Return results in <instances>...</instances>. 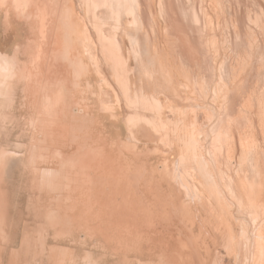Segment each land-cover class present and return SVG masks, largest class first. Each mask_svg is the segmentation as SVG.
<instances>
[{
	"label": "rangeland",
	"instance_id": "1",
	"mask_svg": "<svg viewBox=\"0 0 264 264\" xmlns=\"http://www.w3.org/2000/svg\"><path fill=\"white\" fill-rule=\"evenodd\" d=\"M71 3L79 44L0 28L1 264H264V0Z\"/></svg>",
	"mask_w": 264,
	"mask_h": 264
},
{
	"label": "crops",
	"instance_id": "2",
	"mask_svg": "<svg viewBox=\"0 0 264 264\" xmlns=\"http://www.w3.org/2000/svg\"><path fill=\"white\" fill-rule=\"evenodd\" d=\"M71 1L72 0H31L29 2H32V4H26L24 3V0H4L2 5L0 2V28L3 29V52L8 55H12V48L16 47L17 44H24L27 38H29L30 28L48 26L49 29V27H53L54 23L61 29L67 31L65 34H68V36L71 37V39L69 38L66 40L69 41V45L72 43H75V45L79 44L78 38H85L86 31L84 28H87L88 24L84 19L85 10H76ZM26 11L31 15L28 14L27 16V14H22ZM77 13L82 19H77ZM77 28H82V33H80L81 31L77 30ZM61 33L63 34L62 31L58 32L56 36L60 37ZM39 35L40 34L38 33V36ZM8 47L10 52L6 50ZM75 50L78 51L77 46H75ZM4 182L5 187L7 183L6 181ZM3 194H6V190L3 191ZM0 236L2 237V242H0L1 264V262H3L2 257H9L5 254L6 252H9L11 246L5 242V229L2 231Z\"/></svg>",
	"mask_w": 264,
	"mask_h": 264
},
{
	"label": "bare ground",
	"instance_id": "3",
	"mask_svg": "<svg viewBox=\"0 0 264 264\" xmlns=\"http://www.w3.org/2000/svg\"><path fill=\"white\" fill-rule=\"evenodd\" d=\"M27 7V6H26ZM28 16V15H27ZM43 26V25H42ZM52 28V27H51ZM67 29V28H66ZM57 31V32H56ZM54 33H53V36L55 37V39L58 41V36H56L57 35V33L58 32H60V31H58V30H56ZM65 32H67L66 30H65ZM65 36H67L66 34H65ZM56 40L55 41H52L45 49H46V52L40 57V59H41V61H42V64H40L41 66H42V70H43V74L45 75V79H43V82H40V81H38L37 80V78L35 77V79H34V81H29L28 82V85L26 84V86H28V89H29V87H32V88H35L36 90L41 86V88L42 87H45V88H53L52 86H53V82H51L50 81V79L47 77V72H49L50 71V69L52 70V69H55L54 68V64H55V61H57V60H59V57L60 56H57L56 54H55V51L53 50V45L55 44V42H56ZM189 47H191V46H189ZM65 48V47H64ZM52 54H54V55H52ZM34 55V54H33ZM32 55V56H33ZM38 57V58H39ZM63 59H64V61H67L68 59H70V58H68V54H67V56L65 55V54H63ZM7 58H8V56H7ZM34 58V57H33ZM6 59V57L5 56H3V54L2 53H0V73H1V76H0V100L3 98L4 100H3V102L2 101H0V106H1V103L2 104H4V102L6 103V100H7V97H5V96H3L2 95V89H8V88H10L13 84H12V80H13V78L16 76V79H15V83L18 81V79H17V76L20 74L19 72H17V68L15 67V66H12V64L10 63V61L8 60H5ZM36 65V64H35ZM31 73V72H30ZM25 74V73H24ZM27 74V73H26ZM31 76H33L32 74H31ZM30 76V77H31ZM28 77V76H27ZM24 80H26V79H24ZM25 83V82H24ZM30 84V85H29ZM52 90H54L55 91V89L53 88ZM29 91V90H28ZM25 92H26V90H25ZM29 94H30V92H28ZM50 94V93H49ZM48 94V95H49ZM48 95H47V97H48ZM28 97H31V96H29L28 95ZM50 97V96H49ZM47 99V98H46ZM49 99V98H48ZM47 99V100H48ZM67 108L66 106H64L63 107V109L58 113V114H60V113H65V109ZM68 113V112H67ZM57 118V117H56ZM59 119V118H58ZM57 119V123H58V120ZM56 121V120H55ZM52 122V121H51ZM54 123V122H53ZM60 123V122H59ZM93 149V148H92ZM91 149V150H92ZM87 155L89 156V154L87 153ZM97 159V158H96ZM99 159V158H98ZM162 222V221H161Z\"/></svg>",
	"mask_w": 264,
	"mask_h": 264
}]
</instances>
